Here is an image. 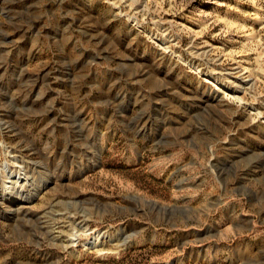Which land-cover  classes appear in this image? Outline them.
<instances>
[{
	"label": "rangeland",
	"instance_id": "1",
	"mask_svg": "<svg viewBox=\"0 0 264 264\" xmlns=\"http://www.w3.org/2000/svg\"><path fill=\"white\" fill-rule=\"evenodd\" d=\"M0 264H264V0H0Z\"/></svg>",
	"mask_w": 264,
	"mask_h": 264
},
{
	"label": "bare ground",
	"instance_id": "2",
	"mask_svg": "<svg viewBox=\"0 0 264 264\" xmlns=\"http://www.w3.org/2000/svg\"><path fill=\"white\" fill-rule=\"evenodd\" d=\"M33 189H35V188H31V190H28L26 192H22L20 195H18V197L14 198L12 200H9V203L10 204L11 203L15 204V203H21V202H24V201L26 202L27 200H29L30 197H32L34 195V192H30ZM34 191H37V190H34ZM94 239L97 240V237H94ZM95 242H93V241L90 240L89 243L92 244V243H95Z\"/></svg>",
	"mask_w": 264,
	"mask_h": 264
}]
</instances>
